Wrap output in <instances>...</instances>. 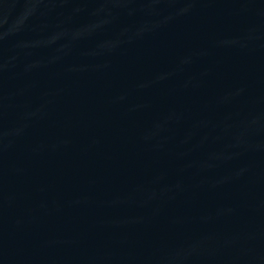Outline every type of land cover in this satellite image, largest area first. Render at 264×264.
<instances>
[{"label": "water", "instance_id": "obj_1", "mask_svg": "<svg viewBox=\"0 0 264 264\" xmlns=\"http://www.w3.org/2000/svg\"><path fill=\"white\" fill-rule=\"evenodd\" d=\"M264 145V0H0V252Z\"/></svg>", "mask_w": 264, "mask_h": 264}]
</instances>
